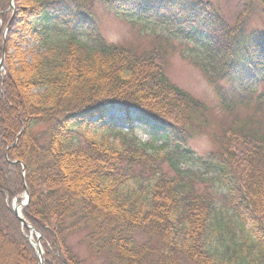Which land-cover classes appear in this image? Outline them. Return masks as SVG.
I'll use <instances>...</instances> for the list:
<instances>
[{
    "label": "trees",
    "instance_id": "16d2710c",
    "mask_svg": "<svg viewBox=\"0 0 264 264\" xmlns=\"http://www.w3.org/2000/svg\"><path fill=\"white\" fill-rule=\"evenodd\" d=\"M188 2L110 9L131 24L154 16L199 49L193 63L231 118L204 159L187 144L206 127V106L168 80L162 45L106 44L92 0H0V264H39L12 210L26 192L21 216L40 235L43 264H83L67 245L82 231L105 264H264V29L246 27L264 0L232 25ZM18 34L36 47L22 50ZM113 108L137 113L152 139L138 140L131 118L126 133L90 118Z\"/></svg>",
    "mask_w": 264,
    "mask_h": 264
},
{
    "label": "rangeland",
    "instance_id": "374dc122",
    "mask_svg": "<svg viewBox=\"0 0 264 264\" xmlns=\"http://www.w3.org/2000/svg\"><path fill=\"white\" fill-rule=\"evenodd\" d=\"M119 0H92L93 2V15L90 20L93 26L96 28V32L108 45H115L124 47L127 49H133L137 53L150 51L154 47H160L166 51L167 59L164 66V73L168 80L185 91L193 98L203 103L207 109V125L203 131L195 134L188 141V148L195 154L196 157L206 158L212 154H216L220 149L218 137H221L223 129L227 128L231 123V118L224 112L220 105L219 94L215 91V88L210 84L208 79L203 75L200 69L193 63L194 60L201 56V53L196 45H194L188 38H184L183 35L173 34L169 28H161L157 25V19L151 17L145 21L138 18L136 15L132 16V19L141 20V24L132 23L127 20H123L115 16L114 12L110 9L113 3ZM139 2L141 6H145L142 10H148L152 7L144 4V2L156 1V0H135ZM186 1V0H185ZM161 3V1L159 2ZM188 3L202 4L206 7H214L223 17L225 23L232 25L238 16V13L248 5L249 0H189ZM120 4V2L118 3ZM157 5V4H155ZM154 5V6H155ZM118 8L120 5H114ZM13 7V6H12ZM255 11L247 21V30L253 31L256 29H264V7L256 4L254 5ZM126 9L124 8V12ZM123 12V11H122ZM150 13H154L150 10ZM14 15H11L13 19ZM21 33V32H20ZM6 34V33H5ZM171 37L170 40H165L166 37ZM20 37V38H19ZM13 40L18 44L22 50L33 49L36 47L33 40L29 37H25L22 34L14 36ZM18 40H24L21 44ZM157 42V44H156ZM89 45V43H88ZM91 45V44H90ZM34 52V51H33ZM4 73L3 64L0 68V76ZM226 88V87H225ZM239 114L244 115L243 110L239 111ZM127 117L131 118L133 126L135 128V136L143 143L149 142L152 137L151 133L146 127L138 121L139 115L137 113H130L129 116L121 108L108 109L104 113L103 117H99L97 114L92 115L90 118L99 127L100 124H113L123 133H126L130 129ZM101 118V120H99ZM46 130V126H38L35 130L37 135H40ZM186 169L188 165H181ZM165 170H168L165 167ZM24 199L22 200V202ZM216 208L221 209V204ZM225 211V210H224ZM227 212V211H225ZM228 215L229 213H225ZM29 231L28 239L30 243L36 248L37 235L34 230ZM86 232L72 233L67 236V245L71 248L74 255L83 262V264H105L104 257H92L88 252L87 242L85 240Z\"/></svg>",
    "mask_w": 264,
    "mask_h": 264
},
{
    "label": "water",
    "instance_id": "95a60500",
    "mask_svg": "<svg viewBox=\"0 0 264 264\" xmlns=\"http://www.w3.org/2000/svg\"><path fill=\"white\" fill-rule=\"evenodd\" d=\"M11 6H13V0H11ZM2 63H3V59L0 60V68L2 66ZM28 200H29V197H28V193L26 192L25 196H24V201L21 204H18L17 201L14 200V202L12 204V210H13L14 214L20 219L22 225L27 227L31 231H33V229L27 225V223L24 221V219L21 216V211H22L23 207H25L28 204ZM39 238H40V235H37V237H36V239H37L36 241L38 244V247L36 248L37 249V256L39 258V264H43V262H42V250H41L40 245H39Z\"/></svg>",
    "mask_w": 264,
    "mask_h": 264
}]
</instances>
